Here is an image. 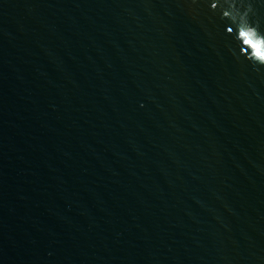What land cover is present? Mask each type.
Segmentation results:
<instances>
[{
	"label": "water",
	"instance_id": "95a60500",
	"mask_svg": "<svg viewBox=\"0 0 264 264\" xmlns=\"http://www.w3.org/2000/svg\"><path fill=\"white\" fill-rule=\"evenodd\" d=\"M246 40L264 0H0V264H264Z\"/></svg>",
	"mask_w": 264,
	"mask_h": 264
},
{
	"label": "snow or ice",
	"instance_id": "6c2138e0",
	"mask_svg": "<svg viewBox=\"0 0 264 264\" xmlns=\"http://www.w3.org/2000/svg\"><path fill=\"white\" fill-rule=\"evenodd\" d=\"M242 35H247L242 33ZM245 43L251 44L254 49H257V55L264 60V45L253 43L251 40H246Z\"/></svg>",
	"mask_w": 264,
	"mask_h": 264
}]
</instances>
